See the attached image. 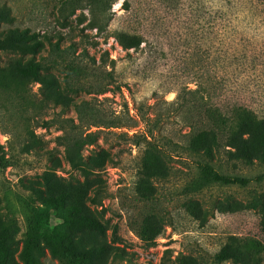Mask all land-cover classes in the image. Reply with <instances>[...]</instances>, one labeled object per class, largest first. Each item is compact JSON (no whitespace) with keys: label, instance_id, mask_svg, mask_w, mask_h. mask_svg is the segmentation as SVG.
<instances>
[{"label":"rangeland","instance_id":"374dc122","mask_svg":"<svg viewBox=\"0 0 264 264\" xmlns=\"http://www.w3.org/2000/svg\"><path fill=\"white\" fill-rule=\"evenodd\" d=\"M63 1L0 0L8 16L0 32L51 37L42 56L66 99L64 107L51 106L39 84L13 81L1 72L8 55L0 52L4 264H21L19 252L34 226L46 238L66 233L85 248H103L85 264H264V181H254L264 173V0H228L217 22L210 0H202L200 15L197 0H106L102 31L89 27L96 13L91 0H81L64 19ZM127 34L144 42L137 46L122 38ZM67 65L77 71L68 83ZM215 103L233 122L232 107L246 110L251 162L225 146L230 129L222 127L212 163L252 181L186 194L196 177V156L186 147L213 129L208 109ZM143 115L160 123L152 143L144 137ZM67 118L80 137L94 135L81 150L88 176L68 163L57 140L61 127L72 125L61 121ZM197 141L201 152L209 137ZM81 215L101 229L78 225ZM227 244L239 252L237 263L216 259ZM43 247V264H62Z\"/></svg>","mask_w":264,"mask_h":264},{"label":"trees","instance_id":"16d2710c","mask_svg":"<svg viewBox=\"0 0 264 264\" xmlns=\"http://www.w3.org/2000/svg\"><path fill=\"white\" fill-rule=\"evenodd\" d=\"M81 0H65L61 3L59 12L61 18H66L67 10H69V16H73L75 11L80 6ZM92 4H95V11L92 9V20L90 21V28H95L98 31H102L103 27L99 23V16H104L106 13V0H91ZM211 7L213 10L214 21H220L226 14V11L220 10V6L228 0H210ZM204 4L202 0H197L195 5V11L197 15L201 14V9ZM8 16L6 13L0 12V21H7ZM122 38L127 41L134 42L135 45H139L144 42L140 35H125ZM45 44L49 47L53 46L51 37L45 35L42 38L35 33H32L28 29L18 30L9 29L0 32V52L8 55L7 62L3 66L1 72H6L9 77L19 85L27 86L32 83L40 85V91L42 95L46 97V104L51 106H65V97L59 92L58 85L55 81V77L47 73L49 66L47 65L46 59L42 56V53L47 51ZM56 50L61 51L58 43L55 45ZM51 52V51H50ZM63 52V51H62ZM87 56V55H86ZM66 83H68V76L77 73L76 69L71 68L70 65L66 67ZM219 78V79H218ZM220 77L217 72L211 75L212 84L216 85ZM217 91V87L215 88ZM198 90H187L191 94H195ZM100 92H103L101 90ZM231 112L237 116V120L233 122L227 115V111L223 109L220 104L210 106L208 109L210 115V123L213 125V129L203 130L198 135L193 137L194 141H191L188 145L195 157L193 165L196 171V177L190 186L186 187L185 193H200L202 190L212 187H239L245 188L252 181L251 178L224 174L217 169L212 163L214 153L218 152L221 144L218 140V133L216 130L222 132V127H229L230 135L227 137L226 147L234 149L238 157L245 161L247 164L251 162V154L249 151V139L251 137L250 132V121L244 122L242 119L246 110L243 107H232ZM243 114V115H242ZM141 120L144 121L146 131L144 132L145 138H150L152 143L159 135H155V129L159 128V121L156 118H150L147 115H143ZM63 123H71L69 127H61L65 132L63 135L57 137L59 144L64 147L65 158L68 163L76 168L81 169L85 176L91 174L89 168L84 165L83 157L81 155L82 147L86 144H93L94 135L86 134L80 137L77 133V125L74 124L73 119H61ZM45 121L44 125L46 127ZM216 131V132H215ZM209 137V141L200 150L195 144H198L197 140L206 141ZM177 146L184 148L177 144ZM0 167L4 168V163L0 160ZM254 181H264V173L258 176ZM102 189L96 190L93 198L91 199L92 204H97L102 193ZM77 224L83 228L89 230H100L101 227L97 221L89 217L88 215H81L77 219ZM4 235L3 231L0 233ZM45 247L49 250L50 254L57 258L62 264H85L89 262L94 256H96L103 248L91 246L85 248L81 240L70 237L66 233L62 235L57 234L53 237H45L43 233L36 226L30 227L26 233L25 240L19 252L18 258L21 264H43L42 258L45 255ZM3 243L0 239V264H4L3 261ZM241 256L239 252L232 248L229 244L225 245L224 248L216 255L218 261L231 260L237 263Z\"/></svg>","mask_w":264,"mask_h":264}]
</instances>
